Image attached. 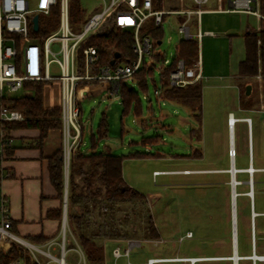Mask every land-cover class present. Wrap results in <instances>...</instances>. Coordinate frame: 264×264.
<instances>
[{"label": "rangeland", "instance_id": "374dc122", "mask_svg": "<svg viewBox=\"0 0 264 264\" xmlns=\"http://www.w3.org/2000/svg\"><path fill=\"white\" fill-rule=\"evenodd\" d=\"M80 2L82 9L85 10V19L91 16L95 9L99 11L103 7V4H101L102 0H80ZM162 8L183 10L193 8V4L191 0H165ZM165 18L166 20L163 23V42L156 49L165 60L172 62L176 57L177 45L182 40V36L177 31L180 18L179 15H167ZM48 19L50 18H41V26L43 28L45 24L50 26V29L52 28L51 33H53L58 29V24L53 19ZM242 20L245 19L240 14H204L201 18V29L206 31L209 28L216 30L217 26L222 28L232 25L239 26ZM245 21L246 23H249L248 21L251 23L252 19L246 18ZM195 24L196 16L194 15L190 20L193 33L196 29ZM72 27L75 32H81L83 29L82 26H76L74 23H72ZM192 39L195 38L192 37ZM51 49L54 52H58L60 43L58 41L53 42ZM198 54L200 56L199 62H197L193 73L197 67L199 68L202 65L205 67L206 74L209 75L229 73L228 67H226V63L229 60V48L227 43L221 42L219 37L203 38L198 45ZM235 58L236 55H234ZM51 68L53 73L58 72L56 64H53ZM154 78L159 86L158 71L155 72ZM255 79L253 83L257 82L262 88L261 78ZM247 82L248 80L243 77H238L236 81L231 79H204L201 122L196 121L192 117V123L187 126L182 124L181 118L187 117L186 112L182 108L178 109L179 112L177 113L171 103L166 102L164 105H158L157 95L154 93V83L150 79L148 83L150 96L146 97L147 94L136 83L133 85L144 103L146 112H149V103L146 100L148 97L152 100L153 107L157 112L158 122L147 115V121L143 125L135 118L134 114L123 118L122 107L118 100L110 98L108 86L106 87L102 83H90L79 88L78 100L82 109L80 121L84 128V141L79 148L81 151L86 152L91 149V135L97 132L98 124L105 113L109 121V131L100 145V151H105L106 147H110L112 149L111 152L118 155H131L134 153H151L155 155L159 153L164 156L163 158L157 155L143 158H127L125 160L124 178L131 187L145 197L147 200L146 205L141 200L125 202L117 204L111 211L108 207L106 208V206L100 204L98 208L92 209L93 211L91 210L88 214L92 230L95 226H107L109 224L108 221H112L111 218H113L124 232H128L130 237L133 236L130 240L139 241V245L131 250L130 256H122L116 259V262L112 255L113 245L110 243L109 247L105 249V257L111 263L127 264L130 261L132 264H145L150 256L173 255L174 248L187 253L194 252L197 249L208 250L210 248V246L203 243L201 235L205 231L208 233L209 230L207 231V228L211 229L215 225V220H219L217 217L221 212L220 203L213 193L215 190L220 191V188H209L201 184H195L193 177L188 175L163 173L157 175L154 174V171L190 167L189 159L196 156L197 149H200L204 155L202 161L194 162L197 167H208L211 164L216 165V167L224 166L227 162V149L232 142L235 144V150L238 154L236 157L237 165H248L249 134L247 122L239 121L236 123L234 119L233 135L230 138L227 124L228 112L230 111H233L236 116L247 115L252 117L251 146L255 165H264V108H262L263 111L255 110L254 112H242L239 110L241 98L237 92V87L241 86L243 91V87ZM235 84L237 87H235ZM51 87L55 90L48 91V88ZM59 87L58 81H52L45 88L47 105L58 101ZM28 93L32 94L34 91L24 88L17 92L9 93L7 96L20 98ZM260 94L262 96L261 91ZM193 129L194 131H192ZM144 138H153V143L149 141L144 146L142 144ZM64 171L69 174V168L67 171L64 167ZM238 177L241 179L242 175L240 174ZM261 177L264 179V174ZM199 178L197 183L201 182ZM76 182L83 186L79 178L76 179ZM66 185L65 177V187ZM241 190L242 186L237 187V191ZM219 191L215 193H219ZM255 191L258 209H264V183L262 185L256 184ZM237 200L239 254L244 256L251 254L249 241L250 225L246 226L245 221L243 222L240 206L241 197L237 198ZM146 208L149 212L146 211ZM76 211L81 212L79 207H77ZM148 213L152 215L154 223L161 234L160 241L147 240L145 229L147 227L146 217ZM244 215L247 216L249 222L248 207ZM261 221L262 218L257 219L258 255H264V226ZM68 229V223L66 222V235L69 236ZM188 231H192L195 234L194 238H186L181 241L180 237ZM128 244L129 240L120 244L123 252L128 247ZM240 264H249V262L241 261ZM257 264L261 263L258 262Z\"/></svg>", "mask_w": 264, "mask_h": 264}, {"label": "built area", "instance_id": "2783aa9c", "mask_svg": "<svg viewBox=\"0 0 264 264\" xmlns=\"http://www.w3.org/2000/svg\"><path fill=\"white\" fill-rule=\"evenodd\" d=\"M164 1L102 0L103 7L101 10L95 9V12L87 17L83 23H77L76 26H82L83 29L81 32H75L72 29L70 19V0H0V123L26 120L24 114L5 104V100L12 98L7 94L24 89L27 82L58 81L60 85L59 120L62 124L64 137V163L68 171L71 157L76 155V151L82 144L83 125L80 121L82 109L78 100L79 88L90 83H108L110 85V98L121 99L122 84L126 81L131 82L133 75L155 52L150 33L142 31L143 26L149 20H153L155 26L163 27L167 15L184 17L183 21L179 22L177 31L182 39L188 40L193 37L190 20L195 15L196 38L200 40L203 36L200 29L201 15L205 12L203 7L210 0H191L194 8L183 10L164 9L162 8ZM226 1L228 7L220 11L256 14L264 20V15L260 10L261 0ZM55 11H57L58 16V29L44 36L41 34L43 27L40 20L43 17L49 18ZM35 17H38V30H35ZM109 19H113L116 27L133 33L135 59L131 62L119 63L116 59L113 65L110 63L95 68L99 63L100 55L97 47L90 45L89 42ZM55 41L60 43L58 52L51 49V44ZM162 42L163 40L159 41L160 44ZM53 64L58 67L57 73L52 72L51 66ZM169 64V61L164 60L159 69L161 70ZM200 78V73L196 74L194 78H188L185 62L179 60L169 74V85L171 87H185L197 82ZM257 78L260 79L261 76ZM159 93V91L156 92L157 95ZM27 95L31 94L28 93ZM245 120L251 126V119L246 118ZM8 146H12V137H7L6 132L0 126V157H5ZM235 154L236 152L230 151L232 158ZM248 171L251 174L254 170L250 167ZM235 183L236 186L241 182L236 180ZM249 194L252 195V191ZM11 227L9 207L3 198L0 185V241L7 240L22 248H31V244L11 232ZM256 235L255 226L252 225V253L245 257H231L234 264H237L239 260H247L251 264L258 262L264 264V255L257 253ZM61 236L64 243L66 221L62 224ZM186 236L191 237L192 233H188ZM138 245V241L129 240L128 247L124 252L119 247L115 248L113 256L115 259L122 256L128 257L133 247ZM188 260L194 264L197 259L190 258ZM166 261H173V259H150L147 264Z\"/></svg>", "mask_w": 264, "mask_h": 264}, {"label": "trees", "instance_id": "16d2710c", "mask_svg": "<svg viewBox=\"0 0 264 264\" xmlns=\"http://www.w3.org/2000/svg\"><path fill=\"white\" fill-rule=\"evenodd\" d=\"M157 6V5H156ZM70 19L74 24L83 23L85 11L82 9L80 0H70ZM261 13L264 15V0H261ZM58 24L57 11L49 17ZM52 28L45 24L41 34L47 36L51 33ZM142 31H148L153 39L155 52L150 60L145 61L142 68L133 75V81L140 89L149 95V79L154 83V93L157 100H165L185 105L191 109L192 117L196 121L202 119V98L203 87L200 82L188 84L185 87H171L169 85V74L176 67L179 60H184L186 74L188 78H194L193 70L199 62L198 43L196 39H182L176 48V57L170 64L159 69L164 62V58L157 51L158 42L163 39V27H157L152 20L145 23ZM90 45L96 46L100 60L95 67L110 64L115 56L119 54L117 63L131 62L135 59L133 51L134 35L130 31H124L114 25L113 19H109L99 32L93 36L89 42ZM246 57L240 63L239 76L248 80L244 85L241 94V105L245 109H256L264 107V22L258 33L249 32L245 37ZM96 71V69H95ZM159 72L160 85L158 86L154 78L155 72ZM258 76H261L262 88L253 83ZM51 82H27L25 89L33 90L34 93L20 98H10L5 100V104L12 109L20 111L26 117L22 122L0 123L2 129L6 132L7 137H11V132L16 129H37L40 136L36 140V146L42 147L44 140L48 136L50 130L62 127L59 120L60 109L46 108L44 106V90L45 86H49ZM257 84V85H255ZM247 85H251L250 94H247ZM262 93V96L260 94ZM261 96V97H260ZM121 107L122 116L127 117L134 114L135 117L143 125L146 120L143 119L145 106L139 93L133 88H129L122 84L121 87ZM109 123L106 117L99 122L97 132L91 135V151L86 154L81 149L76 151L69 166L68 174V195H67V223L71 234L77 240L79 246L83 250L86 260L89 264H104V247L102 241L107 239H127L130 237L128 232H124L121 226L113 218L108 221L107 226H95L92 230L88 214L92 209L98 208V205L106 206L109 210H113L117 204L125 202H133L141 200L146 205L145 197L131 187L123 176V163L127 158H143L146 156H161L159 153L152 155L151 153H134L129 155H118L110 151H99L100 141H102L108 133ZM194 131V129L192 130ZM84 139V128L82 129V143ZM144 138L142 144L153 138ZM155 142V141H154ZM12 151V146L6 148L5 157H0V180L3 178L2 162ZM48 171L50 180L57 192L59 199H64L65 192V174H64V153L60 149L54 156L48 159ZM82 181L80 186L76 179ZM100 198V202H99ZM77 207L81 212H77ZM93 211V210H92ZM146 211L149 212L146 208ZM51 218L62 220L63 207L48 215ZM147 227L145 233L148 239L156 240L159 238L157 227L150 213L147 214ZM107 223V222H105ZM118 224V225H117ZM11 232L15 234V229L11 227ZM145 235V237H146ZM19 237V236H18ZM27 241L42 245L48 241L43 236L28 237ZM68 235H66V244ZM67 256V255H66ZM68 257V256H67ZM24 259L23 249L16 243H12L10 250L5 254L0 253V264H13ZM26 263L30 264V259L25 258Z\"/></svg>", "mask_w": 264, "mask_h": 264}, {"label": "crops", "instance_id": "0c3cea01", "mask_svg": "<svg viewBox=\"0 0 264 264\" xmlns=\"http://www.w3.org/2000/svg\"><path fill=\"white\" fill-rule=\"evenodd\" d=\"M227 7H228V2L226 0H210L209 3L203 7L205 12L201 15V18L204 14H211V15L240 14V16L244 17L245 20L247 18V19H252V21L251 23L250 21H248L249 23H246L245 20H242L239 26L232 25L227 28L226 27L222 28L221 26L220 27L217 26L216 30L209 28L206 31H202L201 23H200V29L201 32L203 33V36L201 37L200 40H197L196 38L197 26L195 24L196 29L194 33L192 32V34L193 37L197 40L198 45L205 37H219L221 42L227 43V46L229 48V60L226 63V67H228L229 73L226 74L220 73L219 75L216 74L209 75L206 74L204 65L200 66L199 68L197 67L196 71L194 72V75L198 73L201 74V78L198 80V82L201 83L202 87H203V80L207 78L221 79V80L231 79L233 81H236L237 78L240 77L239 66L240 63L246 57L245 37L249 32L258 33L264 22V20L256 14H250L245 12L220 11L222 9L223 10L226 9ZM179 18H180L179 19L180 22L183 21V17H179ZM235 47L236 49H234ZM234 55H236L235 59H234ZM130 83L132 84V89H133L134 81L132 80ZM102 84H104L106 87L108 86V88L110 86L108 83H102ZM46 87L47 86H45V88ZM235 87H237L236 84ZM50 90L54 91L55 89L53 87L48 88V91ZM237 92L239 93V96L241 98V94H242L241 86L237 87ZM46 98L47 95L44 90V106L46 108L59 107L60 87L58 88L57 102L54 101L51 105H47ZM114 100H118L119 103L121 101V99L118 98ZM146 100L149 103V109H148L149 112H146V110L144 111L143 119L146 120V116L148 115L151 116L152 119H154L156 122H158L157 112L153 107L152 100L150 99V97L146 98ZM157 102L158 105L160 106L162 104L164 105V103L166 102L173 104L174 108L176 109L175 111L177 113L179 112L178 109L182 108L187 114V117L181 118L182 124L187 126L192 123L191 122L192 112L189 107L165 100H157ZM202 103H203V98H202ZM262 108L264 107L261 106L259 108L250 110L243 108L241 102L239 104V110L242 112H254L255 110L261 111ZM103 117H106L105 113L103 114ZM231 117L235 119L236 123L239 121H243V123H245L246 118L251 119V126H249L246 123L249 134V164L248 165L246 166L237 165L236 157L238 154L235 150V144H233L232 142L230 146H228L227 162L225 163L224 166L216 167V165L211 164L208 167H197V165H195L194 162L202 161L204 159V155L202 151L200 149H197L196 156L189 159L190 167L184 169L154 171V174L157 175L160 173L188 175L190 177H193L195 184H201L202 186H207L209 188H216V187L220 188V191L215 190V192L219 191V193H215V192L213 193L214 197H216V199L218 198V202L220 203L221 212L217 217L219 218V220H215V225L211 227V229L207 228V231L209 230L208 233H206L205 231L204 234L201 235L202 237L201 239H203V243L210 246V248L208 250L197 249L194 252H188V253L183 252L180 249L174 248L173 255L163 254L161 256H150L147 258L145 264H147L150 259H165V260L173 259V261L158 262L156 264H165V263L191 264V262L188 260L190 258L197 259L194 264H209V263L234 264L231 257L233 256L245 257L251 255L249 254L242 256L239 254L238 234H237V221H238L237 208L235 212L234 226H233V213L231 210L232 209V175L230 170L232 165H234L236 169L235 180L241 182L235 186L236 187L235 207L238 202L237 198L241 197L240 206H241L243 222L245 221L246 226L248 224L250 225L249 241L251 246L252 225L255 226L256 234H257L258 218H262L261 223L264 226V209H258L255 198L256 184L262 185V183H264V179L261 177V175L264 174V165L263 164H259L258 166L255 165L254 154L252 152V146H251L252 125H253L252 117L247 115L236 116L233 111L228 112L227 124L229 126L230 138L232 137L234 130V127H232V124L230 122ZM108 131H109V127H108ZM39 136H40V131L37 129L13 130L11 132V137H12L11 154L2 162V168L4 172H3V178L0 180L1 191L3 198L6 200L7 205L9 207V215L11 221L13 222V227L17 235L26 242H28L29 244H31L32 249H35L32 250L31 248L21 247L24 251V259H21L13 264H25L26 263L25 258L30 259V264H62L61 263L62 259H64L65 264H89L88 261L86 260L83 250L79 246L75 237L71 234L70 229H68L69 236H68L67 244H66V237L63 243V237L61 236V232H62V224L64 223V221L67 222V205L65 206L64 199L62 201V199L58 198L57 192L51 183L50 174L48 171V159L54 156L60 149H62L64 153V137H63L62 127H60L59 129L50 130L41 148L35 145L36 144L35 142L39 138ZM103 140L101 141V143L103 142ZM106 148L108 149V150L106 149L107 151L110 152L112 151L110 147H106ZM99 149L100 146L98 150ZM231 149L235 150L236 152L234 158L230 156ZM90 151L91 149H88L86 152L84 151V153L88 154L90 153ZM161 157L163 158L164 156ZM125 160L123 163V176H124ZM259 162L261 161L259 160ZM64 167H65V163H64ZM250 167L254 170L253 173L251 174L248 171V168ZM65 171L64 174L67 181V185L65 189L67 188L68 191V173H65ZM240 174L242 175L241 179L238 177ZM198 177H200L199 180L201 181L199 183H197ZM250 180H252V184H250ZM239 186H242L241 191H237V187ZM250 191H252V195L249 194ZM64 196H65V192H64ZM62 207H63L62 220L54 219L48 216L50 213H53L54 211L59 210ZM247 207L249 208L250 223L248 222L247 216L244 215V212L247 210ZM233 227H235V233L233 232ZM214 230L217 231L215 232ZM188 233H192V236L187 237L186 235ZM158 234H159V238L153 241L157 242L161 240V234L159 233V231ZM38 236H43L44 238H47L48 241L42 245H36L26 240V238L28 237H38ZM194 236L195 234L192 231H188L185 235L180 237V240L182 241L185 240L186 238L191 239L194 238ZM126 240H130V238L104 240L103 242L104 264H115V262L117 261L115 259V262L111 263L105 257V249L109 247L110 243H112L113 245V249H112V255H113V250L118 247L120 248V244L124 243ZM147 240H152V239H147ZM12 243L13 242L7 240L0 241V253L3 252L6 254L10 250ZM241 261H247V260H239L237 264H240ZM247 262L251 264L250 261ZM129 263L131 262L128 261L127 264Z\"/></svg>", "mask_w": 264, "mask_h": 264}, {"label": "water", "instance_id": "95a60500", "mask_svg": "<svg viewBox=\"0 0 264 264\" xmlns=\"http://www.w3.org/2000/svg\"><path fill=\"white\" fill-rule=\"evenodd\" d=\"M34 21H35V30H38V17H35ZM118 57H119V54H117L115 56L114 60L111 61L112 65L116 62V59H118ZM124 85H126L129 88V90H132V84L130 82L126 81V82H124ZM250 92H251V85H248L247 86V94H250ZM230 171H231V175H232V213H233V226H234L235 225V212H236V207H235V197H236L235 172H236V169H235L234 165H232ZM250 184H252V180H250ZM67 193H68V191H67V189H65V196H64L65 206L67 205ZM65 214H66V211H65ZM233 232L235 233V227H233ZM61 263L65 264L64 259L61 260Z\"/></svg>", "mask_w": 264, "mask_h": 264}, {"label": "bare ground", "instance_id": "6f19581e", "mask_svg": "<svg viewBox=\"0 0 264 264\" xmlns=\"http://www.w3.org/2000/svg\"><path fill=\"white\" fill-rule=\"evenodd\" d=\"M231 122H232V127H233V122H234V118L233 117H231ZM232 152H235V150H231Z\"/></svg>", "mask_w": 264, "mask_h": 264}]
</instances>
